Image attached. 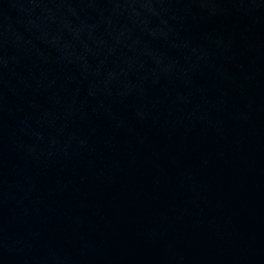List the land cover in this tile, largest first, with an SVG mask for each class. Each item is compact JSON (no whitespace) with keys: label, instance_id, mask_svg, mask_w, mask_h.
Here are the masks:
<instances>
[{"label":"water","instance_id":"obj_1","mask_svg":"<svg viewBox=\"0 0 264 264\" xmlns=\"http://www.w3.org/2000/svg\"><path fill=\"white\" fill-rule=\"evenodd\" d=\"M0 264H264V0H0Z\"/></svg>","mask_w":264,"mask_h":264}]
</instances>
